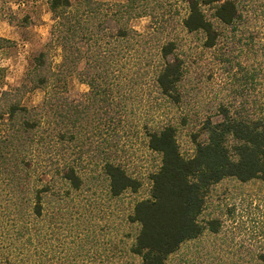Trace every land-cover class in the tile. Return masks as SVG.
<instances>
[{
    "label": "rangeland",
    "instance_id": "rangeland-1",
    "mask_svg": "<svg viewBox=\"0 0 264 264\" xmlns=\"http://www.w3.org/2000/svg\"><path fill=\"white\" fill-rule=\"evenodd\" d=\"M99 1L106 4L103 14L111 16L118 9L116 4L126 0ZM220 1L209 0L202 7L220 32L212 47L204 45L202 32L182 28L180 20L188 12L183 1L148 0L149 13L129 19L128 24L140 32L163 23L166 29L159 38L176 41L177 48L168 58L180 61L183 72L177 88L179 101H173L152 81L157 41L138 50L131 44V73L138 74L128 92L113 158L140 181V187L111 196L93 148L83 156L82 186L74 190L58 179L54 191L42 199L40 216L25 213L23 206L20 213L8 214L3 207L6 197H1L0 264H141L131 251L139 224L130 221L129 215L137 201L149 197L150 174L160 164V154L147 146V132L173 125L179 150L189 158L194 155L195 140L206 138L204 121L221 118L220 106L231 112L259 107L261 111L256 110L264 113V0H239L248 21L238 27L236 36L231 26L213 16V6ZM52 24L47 0H0V92L19 85L29 60L42 50L57 70L62 50L48 44ZM63 78L69 99L86 97L88 86L76 72ZM43 96L41 89H35L25 95L24 102L37 105ZM198 218L202 224L216 220L218 230L206 228L197 238L183 242L166 264H264V181L223 178L211 186Z\"/></svg>",
    "mask_w": 264,
    "mask_h": 264
},
{
    "label": "trees",
    "instance_id": "trees-1",
    "mask_svg": "<svg viewBox=\"0 0 264 264\" xmlns=\"http://www.w3.org/2000/svg\"><path fill=\"white\" fill-rule=\"evenodd\" d=\"M180 1L188 8L180 20L182 28L202 32L204 45L214 46L220 32L202 8L209 0ZM47 3L53 20L48 44L62 50L57 70L42 50L29 60L21 83L0 92V199L6 197L3 207L8 214L20 213L23 206L25 213L40 216L42 199L54 191L58 179L68 188L79 189L83 156L93 148L111 196L140 187V181L113 158L128 92L138 74L131 73V44L138 50L157 41L152 81L163 95L179 101L182 65L168 58L177 48L176 41L159 38L166 29L163 23L143 32L128 24L129 19L149 13L148 0L116 4L118 9L111 16L103 14L106 4L99 0ZM213 9L214 18L231 26L233 36L248 21L239 0L220 1ZM72 72L88 86L84 99L73 101L66 94L63 76ZM35 89L44 92L41 103L26 104L25 95ZM242 109L231 112L220 106L221 118L204 121L206 138L195 140V152L189 158L179 150L173 125L147 132V146L160 154V164L150 174L149 197L137 201L129 215L130 221L139 224L131 251L141 264H166L183 242L197 238L206 228L218 230L216 220L202 224L198 218L212 185L225 177L264 181V113L256 110L261 111L259 107Z\"/></svg>",
    "mask_w": 264,
    "mask_h": 264
}]
</instances>
